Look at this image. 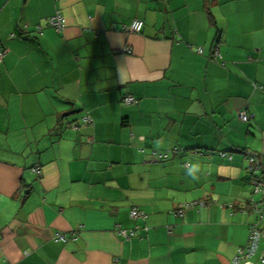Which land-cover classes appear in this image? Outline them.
<instances>
[{
    "label": "crops",
    "instance_id": "obj_1",
    "mask_svg": "<svg viewBox=\"0 0 264 264\" xmlns=\"http://www.w3.org/2000/svg\"><path fill=\"white\" fill-rule=\"evenodd\" d=\"M0 46V264H235L258 218L264 0H0Z\"/></svg>",
    "mask_w": 264,
    "mask_h": 264
},
{
    "label": "built area",
    "instance_id": "obj_2",
    "mask_svg": "<svg viewBox=\"0 0 264 264\" xmlns=\"http://www.w3.org/2000/svg\"><path fill=\"white\" fill-rule=\"evenodd\" d=\"M49 26L54 28L58 32H62L66 28V21L65 17L60 11H56L53 16H51L48 20ZM144 26V22L141 20H134L130 27L129 31L131 33H141L142 29ZM38 31L41 33V28L38 27ZM126 52H131V49L127 48ZM7 50L2 48L0 46V60L3 59V57L6 55ZM197 53L203 54L204 49L203 48H198ZM213 56L216 59H221L222 55L220 53V48L218 44H214L213 46ZM257 87V86H255ZM123 103L125 105H132L135 103V99L128 95L123 98ZM239 119L242 122L248 123L251 119V115L246 112L242 111L239 113ZM84 124H89L91 123V120L89 117H85L83 120ZM177 149H174L171 151H154V161H164L167 158H169L171 153H176ZM218 155L222 157H227L229 159H232V154L231 153H225V152H219ZM246 158L249 162V172L251 174V184L253 188V194L255 195H261L264 196V162L262 158L254 155L252 152L246 150L245 151ZM38 176L41 175V168L35 167L33 170ZM254 196H252L250 200V204L252 207L253 212H255L258 216L257 220L255 223H253L250 226V234L247 243L240 247L237 252V256L234 259L235 264H246V263H252V264H264V250H261V243L264 238V198L262 200H255ZM208 204L207 202L204 201H197V202H191L188 204L181 205L176 211L175 215L176 216H183L184 211L186 209H191V208H202L206 207ZM130 218L133 221H138V220H145L147 218V215L141 211L137 207H133L130 210ZM139 230L138 226H135L131 230H123L119 229L118 233L122 235L126 240H130L134 237L137 236V232ZM76 237L73 235V239ZM67 236L57 233L55 235V241L61 242V241H67ZM256 258V262H253L252 259Z\"/></svg>",
    "mask_w": 264,
    "mask_h": 264
},
{
    "label": "water",
    "instance_id": "obj_3",
    "mask_svg": "<svg viewBox=\"0 0 264 264\" xmlns=\"http://www.w3.org/2000/svg\"><path fill=\"white\" fill-rule=\"evenodd\" d=\"M246 264H252V263H249V262H248V263H246Z\"/></svg>",
    "mask_w": 264,
    "mask_h": 264
},
{
    "label": "trees",
    "instance_id": "obj_4",
    "mask_svg": "<svg viewBox=\"0 0 264 264\" xmlns=\"http://www.w3.org/2000/svg\"><path fill=\"white\" fill-rule=\"evenodd\" d=\"M250 122V121H249ZM246 151V150H245Z\"/></svg>",
    "mask_w": 264,
    "mask_h": 264
}]
</instances>
